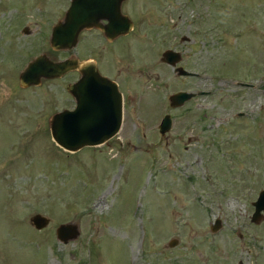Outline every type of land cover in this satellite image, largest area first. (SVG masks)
Masks as SVG:
<instances>
[{
    "label": "rangeland",
    "instance_id": "1",
    "mask_svg": "<svg viewBox=\"0 0 264 264\" xmlns=\"http://www.w3.org/2000/svg\"><path fill=\"white\" fill-rule=\"evenodd\" d=\"M69 2L0 0V264H264V217L251 222L264 188V0H127L125 84L152 116L144 130L126 125L77 151L50 133L51 116L70 103L68 78L19 85L34 57L77 54L49 43ZM167 50L198 76H175L160 61ZM191 81L210 93L192 102L189 135L203 125V148L188 134L177 140L180 124L166 138L157 129L168 95ZM35 214L49 224L35 228ZM66 223L79 234L63 243L56 228Z\"/></svg>",
    "mask_w": 264,
    "mask_h": 264
},
{
    "label": "water",
    "instance_id": "2",
    "mask_svg": "<svg viewBox=\"0 0 264 264\" xmlns=\"http://www.w3.org/2000/svg\"><path fill=\"white\" fill-rule=\"evenodd\" d=\"M124 0H71L62 20L53 25L50 36V46L53 50L63 51L75 47L79 33L85 28L98 27L109 37L129 33L133 29V22L121 13V3ZM101 19L108 21L100 25ZM181 60L178 52L167 50L162 55V61L176 66ZM77 60H51L46 54L33 58L20 72L19 85L23 88L39 86L42 80L59 78L68 71L75 70ZM96 71V70H95ZM91 68L83 70V77L68 90L78 99L77 107L72 111L57 112L50 118V133L54 142L61 148L77 151L82 147L96 146L105 143L119 130L122 115V98L117 85L101 77ZM177 72L190 74L181 66ZM80 91V97L77 92ZM199 94L203 92H198ZM195 93L180 91L170 97L172 106L182 105L193 97ZM89 99L87 104L79 103L80 99ZM98 104L95 105V100ZM105 99V100H103ZM103 100V101H102ZM160 132L170 129V118L165 117L160 124ZM254 212L251 216L253 223H258L264 217V189L253 202ZM37 229L49 224V219L40 214L31 218ZM221 226L216 219L211 224V231L215 232ZM77 224L66 223L56 228V237L63 243L78 236ZM176 239L169 242L174 246Z\"/></svg>",
    "mask_w": 264,
    "mask_h": 264
},
{
    "label": "flooded vegetation",
    "instance_id": "3",
    "mask_svg": "<svg viewBox=\"0 0 264 264\" xmlns=\"http://www.w3.org/2000/svg\"><path fill=\"white\" fill-rule=\"evenodd\" d=\"M126 3L127 0H124L121 3V13L129 17L128 13H126L124 10V5ZM107 23L108 21L105 19H101L100 21V25H105ZM131 31L126 34H119L115 37H109L98 27L83 29L77 37V42L75 47L72 48L78 50L77 54H69L68 56L63 57L62 59H58V60H65V59L77 60L76 69L66 72L59 78H54V79L68 78V81L65 84V92L67 93V97L69 98L70 103L68 105H65V107L62 108V110L59 112H64L67 110L72 111L77 107L78 99L68 90V87L72 84L77 83L83 77V70L89 71L90 68L94 71L96 70L95 72H97L99 76L107 78L108 80L114 82L117 85V88L122 98L121 125L119 131L110 140L117 139L119 137L120 131L124 129L126 125H130L134 129L138 127L144 130L145 129L144 127L148 125L147 121H149L152 116L151 111L145 109V107L148 105V102H145L146 106L144 107L140 105V99H142L144 96L142 95V97L141 96L137 97L138 102L136 103V97L131 96L132 94H130V91L128 92V88H126L127 85L125 84L127 82V81L125 82V77L127 75V72H129V63H127L126 60H128L129 35ZM24 32L28 34L30 31L26 27L24 29ZM182 41H185V38L182 37ZM63 51H71V49L63 50ZM183 56H182V60H183ZM160 61H162V58L160 59ZM170 66L175 76L181 77L184 80L186 79L190 80L198 76L197 73L189 71L183 65H181V67L184 68L183 70H185L190 74H183L177 72L176 69L180 66L178 64H176V66H172V65ZM137 72L141 77L145 78L144 81L154 80V81L162 82L165 86L168 85L167 82L165 81L164 75H162L161 77V74H157V73L155 74L148 72L145 73V72H141L140 70H138ZM190 87H191L190 90H187L188 88H186V90H181V91L195 93V95L190 99H188L187 101H185L182 105L172 106L170 102L171 96L168 95L164 107L165 108L168 107L170 111L161 115L159 122L157 124V129L160 137L166 138L167 136L166 133L172 131L174 126L176 127V124H180L183 127L182 129H184V132L179 133L175 136L177 140H182L183 136L188 134L186 140L188 141L201 140V148H203L206 140H208V132L204 129V126L202 124H201L202 128L200 129L199 132H197V134L189 135V133L193 131L194 126L197 123L196 120H194V110H193L194 106L192 105V102L196 99V96L199 95H203L206 97L202 101H208L207 98L209 99L210 93L204 92L202 90L197 92L194 91L192 81L190 82ZM178 92H180V90H178ZM198 92H203V93L199 94ZM81 93L80 91L77 92L79 97ZM88 101L89 99L84 98V99H80L79 103L87 104ZM94 103L95 105H97L98 99H96ZM202 106L204 108L206 107V105H202ZM165 117L170 118V129L169 131L163 134L160 132L159 127ZM207 117H208L207 113H204L203 119H206ZM142 136L144 137V139H146V132H144ZM185 148L188 149L189 147L184 146V149Z\"/></svg>",
    "mask_w": 264,
    "mask_h": 264
}]
</instances>
